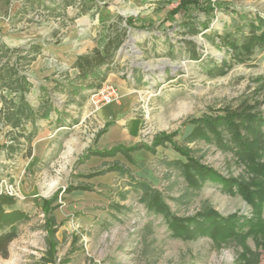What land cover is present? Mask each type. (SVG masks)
Here are the masks:
<instances>
[{"label":"rangeland","instance_id":"1","mask_svg":"<svg viewBox=\"0 0 264 264\" xmlns=\"http://www.w3.org/2000/svg\"><path fill=\"white\" fill-rule=\"evenodd\" d=\"M118 16L125 20L127 37L116 56L114 79L124 88L106 81L103 87L115 88L120 101L95 104L96 90L77 96L68 85L79 73L76 58L103 49ZM257 18L264 19V0H0V65H15L26 79L5 94L18 103L21 92L15 89H25L37 115L53 108L50 118L35 120L39 132L30 155L25 137L34 122L23 117L14 128L0 115V195L13 198L31 219L20 225L9 258L0 257V264H43L48 249L43 206L57 193L55 204L66 206L54 211L61 223L56 264H264V234L250 235L246 226L242 235L228 239L174 238L163 216L143 201L147 189L135 184L158 191L181 218L212 211L256 219L255 207L237 189L227 193L211 183L192 187L173 162L186 161L177 146L226 179L254 188L263 182L233 154L187 140L195 129L191 123L205 115L248 105L264 111V45L236 58L222 43L231 36L242 45ZM187 22L198 24L200 33L189 35ZM185 40L196 43L200 60L190 57ZM223 61L232 66L209 77L208 69ZM59 116L64 123L57 124ZM117 123L130 128L129 140L103 144ZM166 137L176 144L156 146ZM138 144L155 151L136 159L132 153L142 149L130 158L101 155ZM114 167L127 173L107 172ZM98 171L103 173L94 175ZM69 187L75 189L65 193Z\"/></svg>","mask_w":264,"mask_h":264},{"label":"trees","instance_id":"2","mask_svg":"<svg viewBox=\"0 0 264 264\" xmlns=\"http://www.w3.org/2000/svg\"><path fill=\"white\" fill-rule=\"evenodd\" d=\"M82 8L84 12H89L90 10V7L82 6ZM124 21L123 17L118 16L116 22L109 26L107 42L103 49H96L76 58L74 68L79 73L72 80V83L68 85L75 95L82 96L83 91L86 89L101 90L110 74L116 72V56L127 37V29L123 26ZM185 26L189 35H198L200 33L198 24L196 23L187 22ZM246 38L242 45L237 39L231 36L223 37L222 43L233 52L236 58L237 56L241 58V56L249 54L256 46L264 45L263 18H257L256 24L253 23L251 25L250 35ZM184 47L185 49H189L190 57L193 60H200L201 57L194 41L185 40ZM31 51L40 52L38 48H33ZM5 66L3 65L2 67L0 65V103L2 104L0 115L4 120V125L14 128L21 125L23 117L29 122H34L33 131L25 137L29 146L30 155L32 153L33 140L39 132L35 120L37 118H50L53 108L47 107L41 115L35 114L34 109L26 101V90H21L20 88L15 89V92H21V95L19 102L14 103L13 99H10L5 94V91L6 89L15 88V85L26 83V79L20 76L21 74L16 70L15 65L13 67ZM231 66L232 64L227 61L216 64L208 69V76L217 77L223 75L226 69ZM56 120L57 124L64 123L60 116ZM191 124H194L195 129L188 136L187 140L189 142L204 141L216 145L222 152L233 154L241 165L247 167L257 177H260L263 182L260 183L261 185L259 187L254 188L236 179H226L210 166L201 163L199 159L191 154L190 150L177 146L176 149L186 161L176 160L173 162L175 167L183 173L186 182L192 187L201 188L207 183H211L221 185L227 193H231L237 189L247 202L255 207L256 219H241L238 215L225 217L218 212L212 211L200 213L194 217L181 218L171 211L158 191H154L144 182L137 181L135 184L138 189H147L145 193L147 192L148 196H144L143 201L147 202V206L151 212L163 216L173 237L177 239L188 240L199 236H209L213 239L239 237L244 233L243 229L246 226H249L247 233L250 235L257 237L259 234H264V220L261 218V213L264 208V164L261 162L264 159V111L259 110L257 105L242 106L234 110L229 108L223 114L205 115L202 118L194 120ZM166 142L176 144L172 137L161 139L155 144L158 146ZM140 149H147L153 153L155 151V148L138 144L128 149L117 146L110 151L101 153V155L103 157H113L122 153L128 155L130 158L132 152ZM109 171L127 173V170L118 167H114V169H110L107 172ZM102 173L103 171H98L93 174L99 175ZM86 177H92V175ZM79 188L90 190L86 186ZM74 189L69 187L65 190V193L72 192ZM57 199L58 193L53 199L46 200L43 206L46 215L44 227L47 230L48 245L45 256L41 259L43 264H56L59 241L56 238L58 228L54 211L57 210L56 208H59V205L55 204ZM30 220L28 213L16 208V202L13 198L0 195V257L4 259L9 258L10 245L18 238L20 225ZM77 241L78 239L75 238L73 245Z\"/></svg>","mask_w":264,"mask_h":264},{"label":"crops","instance_id":"3","mask_svg":"<svg viewBox=\"0 0 264 264\" xmlns=\"http://www.w3.org/2000/svg\"><path fill=\"white\" fill-rule=\"evenodd\" d=\"M114 76H116L114 73L110 74L107 81L111 80L114 83H116L119 87L124 88V82L121 79L120 80L114 79ZM120 115L122 116L121 112H120ZM122 124L117 123L116 124L117 126L115 125L116 127L114 126L113 129H110L108 132L109 134L107 133V139H104L102 143L105 145L110 144V146H113V145H117L120 142L124 143L127 140H129L130 134L132 132L130 131V128L128 126L125 127ZM138 154H141L143 157L148 158L149 154H151V152L148 151L147 149H142L140 151H136V152L132 153V157H134L133 159H136V156ZM134 162H136V161L134 160ZM62 206H66V203L65 204L62 203ZM62 206H60L58 209L62 208ZM55 217H56V221H57V228L59 231V227H61V223L58 221L57 216H55ZM56 238L59 241V245H60V240L58 239L57 235H56ZM74 239H75V235L73 236V240ZM43 256H45V254H43Z\"/></svg>","mask_w":264,"mask_h":264},{"label":"built area","instance_id":"4","mask_svg":"<svg viewBox=\"0 0 264 264\" xmlns=\"http://www.w3.org/2000/svg\"><path fill=\"white\" fill-rule=\"evenodd\" d=\"M95 99V104L103 101L105 104H112L120 101V95L118 91L113 87H103L101 90L95 91L92 95Z\"/></svg>","mask_w":264,"mask_h":264}]
</instances>
